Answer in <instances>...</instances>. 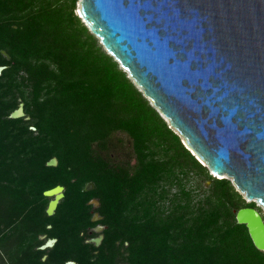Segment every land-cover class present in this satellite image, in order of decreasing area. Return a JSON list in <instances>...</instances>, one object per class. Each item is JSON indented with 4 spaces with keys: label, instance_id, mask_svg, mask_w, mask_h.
Segmentation results:
<instances>
[{
    "label": "trees",
    "instance_id": "16d2710c",
    "mask_svg": "<svg viewBox=\"0 0 264 264\" xmlns=\"http://www.w3.org/2000/svg\"><path fill=\"white\" fill-rule=\"evenodd\" d=\"M0 65V264H264L235 218L255 203L185 146L76 0H0ZM19 102L24 115L10 116ZM121 132L133 162L108 154ZM55 184L64 194L47 214Z\"/></svg>",
    "mask_w": 264,
    "mask_h": 264
},
{
    "label": "water",
    "instance_id": "95a60500",
    "mask_svg": "<svg viewBox=\"0 0 264 264\" xmlns=\"http://www.w3.org/2000/svg\"><path fill=\"white\" fill-rule=\"evenodd\" d=\"M77 3L90 32L185 146L212 175L229 178L246 201L255 203L237 208L235 218L264 251V0ZM24 113L19 102L10 116ZM57 163L56 156L46 161ZM94 186L89 180L83 189ZM63 189L55 184L43 191L50 196L47 214L55 211ZM89 202L99 204L95 197ZM100 217L97 211L92 215ZM103 227L97 223L93 229L99 233L88 239L96 246ZM55 240L47 237L39 247ZM64 264L78 263L67 259Z\"/></svg>",
    "mask_w": 264,
    "mask_h": 264
},
{
    "label": "rangeland",
    "instance_id": "374dc122",
    "mask_svg": "<svg viewBox=\"0 0 264 264\" xmlns=\"http://www.w3.org/2000/svg\"><path fill=\"white\" fill-rule=\"evenodd\" d=\"M77 0H76V7H77ZM118 138H121V143H118L117 145H111V148L108 151L109 156L114 161H125L127 159L130 160V162L134 161V156L131 152L129 137H127L124 133H118ZM119 140V139H118ZM120 144V145H119ZM207 184V182H206Z\"/></svg>",
    "mask_w": 264,
    "mask_h": 264
}]
</instances>
